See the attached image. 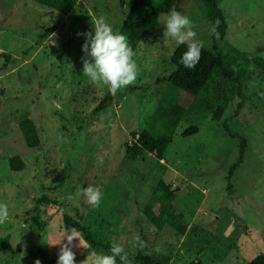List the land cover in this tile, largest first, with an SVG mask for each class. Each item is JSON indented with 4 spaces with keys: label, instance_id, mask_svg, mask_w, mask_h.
Masks as SVG:
<instances>
[{
    "label": "rangeland",
    "instance_id": "rangeland-1",
    "mask_svg": "<svg viewBox=\"0 0 264 264\" xmlns=\"http://www.w3.org/2000/svg\"><path fill=\"white\" fill-rule=\"evenodd\" d=\"M217 3L227 22L217 50L203 0H177L173 8L193 21L196 38L211 52L230 44L264 61V0ZM127 11L119 0H77L63 16L31 0H0V203L9 209L0 238L10 236L13 247L0 252V264H57L67 243L65 237L54 245L65 235L64 215L79 221V238L72 241L76 264L93 252L110 254L113 244L128 256L168 257V264H250L264 254V73L248 71L242 110L235 115L238 99L229 97L219 122L182 95L187 113L163 160L148 153L125 157L130 133L144 127L168 88L175 70L170 56L178 46L164 38L167 14L160 15L135 50L141 69L135 85L113 96L91 83L82 73L86 37L77 34H94L99 17L118 32ZM49 27L54 31L38 43ZM25 117L39 132L41 151L27 149L21 138L18 123ZM189 126L198 133L182 137ZM14 156L24 170H10ZM159 180L172 186L187 224L183 235L158 231L144 216ZM88 186L101 190L99 207L79 195ZM86 234L109 249L91 246ZM137 238L147 248L136 246Z\"/></svg>",
    "mask_w": 264,
    "mask_h": 264
},
{
    "label": "trees",
    "instance_id": "trees-1",
    "mask_svg": "<svg viewBox=\"0 0 264 264\" xmlns=\"http://www.w3.org/2000/svg\"><path fill=\"white\" fill-rule=\"evenodd\" d=\"M41 6L57 11L67 16L77 5V0H31ZM177 0H119L121 8H126L127 14L118 29L129 38L135 51L140 41L149 34L158 23L160 15L168 14ZM209 18V27L219 20L217 32L219 38L211 34L216 43L223 42L226 36L227 22L224 13L218 6L217 0H203ZM54 28H44L38 36V43L43 42ZM187 51V45L176 47L170 56L175 70L166 79L168 88L158 101L153 113L139 131L130 133V141L125 146V157L140 156L143 153L152 154L158 160H163L167 146L172 142L176 129L186 116L187 107L182 103L181 96L192 98V106L203 112H211L212 120L219 122L225 112L224 104L229 97L235 96L238 102L235 107L237 115L244 106L243 79L248 77V71L264 73V61L260 57L247 58L237 48L225 44L221 52H211L202 48L201 59L193 68H186L181 63V57ZM110 98L103 100L99 107L102 109ZM225 132L230 134L227 125H223ZM19 132L27 149L42 150V141L34 123L29 118H23L18 123ZM198 133L196 126H189L182 131V137H189ZM232 137L233 135L230 134ZM241 158L232 165L227 180V193H231L232 183L230 175L237 169ZM9 168L13 172L24 170L25 164L18 156L9 158ZM147 221L158 231L171 229L178 235L185 234L187 224L184 216L177 212L175 195L172 186L159 180L153 189L150 199L144 208ZM64 234L79 228V221L68 215L63 217ZM86 240L95 248L109 249L101 241H95L86 234ZM10 236L0 238V252H11ZM132 264H168L170 258L158 257L151 254L129 256ZM53 263H55L53 261ZM119 264V260H118ZM250 264H264V254L254 258Z\"/></svg>",
    "mask_w": 264,
    "mask_h": 264
},
{
    "label": "clouds",
    "instance_id": "clouds-1",
    "mask_svg": "<svg viewBox=\"0 0 264 264\" xmlns=\"http://www.w3.org/2000/svg\"><path fill=\"white\" fill-rule=\"evenodd\" d=\"M93 32L78 33L86 37L82 45L84 55L82 60V73L89 81L96 85L106 86L109 92L115 96L119 91L135 85L140 75V65L137 61V53L129 43L128 36L115 32L104 17H99L92 22ZM164 25V38L174 40L176 44L187 45V51L183 53L180 63L186 68L195 67L201 59L203 42L198 40L194 30L195 24L187 16L172 8L162 21ZM219 20L209 28V32L219 38L217 27ZM85 202L93 208L99 207L102 192L99 187L88 186L79 193ZM9 219V209L6 203H0V225ZM67 243L61 244L63 238ZM79 238L75 229L66 233L54 245L61 244L57 264H76V253L72 250V241ZM80 240V239H79ZM136 246L141 250L147 248L146 242L136 239ZM81 245V242H80ZM82 246V245H81ZM132 264L125 248L120 244H113L110 254L91 253L81 264ZM35 264H41L37 259Z\"/></svg>",
    "mask_w": 264,
    "mask_h": 264
}]
</instances>
